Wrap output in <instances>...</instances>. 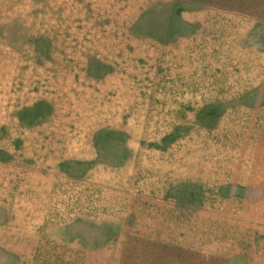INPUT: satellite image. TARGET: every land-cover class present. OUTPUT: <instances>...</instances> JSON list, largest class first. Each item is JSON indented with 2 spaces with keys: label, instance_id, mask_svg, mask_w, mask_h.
Wrapping results in <instances>:
<instances>
[{
  "label": "rangeland",
  "instance_id": "1",
  "mask_svg": "<svg viewBox=\"0 0 264 264\" xmlns=\"http://www.w3.org/2000/svg\"><path fill=\"white\" fill-rule=\"evenodd\" d=\"M0 264H264V0H0Z\"/></svg>",
  "mask_w": 264,
  "mask_h": 264
}]
</instances>
